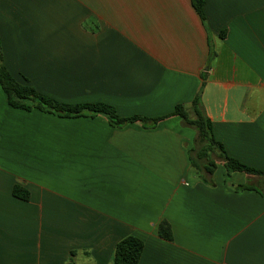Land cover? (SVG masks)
I'll return each instance as SVG.
<instances>
[{
  "label": "crops",
  "instance_id": "0c3cea01",
  "mask_svg": "<svg viewBox=\"0 0 264 264\" xmlns=\"http://www.w3.org/2000/svg\"><path fill=\"white\" fill-rule=\"evenodd\" d=\"M202 1L203 22L190 0H0L18 84L161 119L15 110L0 88V264H112L129 236L138 264H264V177L227 175L217 152L206 173L194 130L169 116L201 91L226 156L264 171V0Z\"/></svg>",
  "mask_w": 264,
  "mask_h": 264
},
{
  "label": "trees",
  "instance_id": "16d2710c",
  "mask_svg": "<svg viewBox=\"0 0 264 264\" xmlns=\"http://www.w3.org/2000/svg\"><path fill=\"white\" fill-rule=\"evenodd\" d=\"M192 8L198 15L199 19L204 21L203 1L190 0ZM223 37V34L220 35ZM0 88L6 97L8 106L15 110L29 112L38 110L42 113L52 114L60 118H78V117H95L97 115L104 116L111 127H120L127 123L141 122L155 124L161 119L146 120L137 116L131 118L119 117L115 110L106 104L91 103L65 105L58 103L48 97L37 94L33 88L18 84L8 73L2 63V53L0 48ZM201 91L194 97L190 111H187L183 106L177 105L169 116L179 117L185 126L194 130L196 134V144H199L197 157L206 161L204 171L212 174L215 164L211 155L217 152V157L222 161L223 168L227 175L233 172L243 173L248 176L264 177V171H258L248 168L239 162L226 156L222 146L215 141L211 122L205 115L200 100ZM12 196L21 201H27L29 193L19 186H14ZM158 235L164 240H171L169 226L166 223H161L158 227ZM142 242L132 236L120 240L114 250L112 264H138L142 254Z\"/></svg>",
  "mask_w": 264,
  "mask_h": 264
},
{
  "label": "rangeland",
  "instance_id": "374dc122",
  "mask_svg": "<svg viewBox=\"0 0 264 264\" xmlns=\"http://www.w3.org/2000/svg\"><path fill=\"white\" fill-rule=\"evenodd\" d=\"M213 158V157H212ZM213 159H215V157L213 158ZM217 161V160H216Z\"/></svg>",
  "mask_w": 264,
  "mask_h": 264
}]
</instances>
